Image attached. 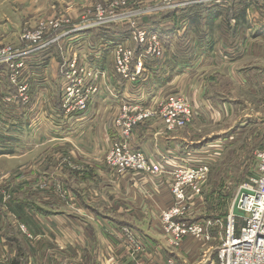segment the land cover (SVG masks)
Wrapping results in <instances>:
<instances>
[{
  "label": "rangeland",
  "instance_id": "374dc122",
  "mask_svg": "<svg viewBox=\"0 0 264 264\" xmlns=\"http://www.w3.org/2000/svg\"><path fill=\"white\" fill-rule=\"evenodd\" d=\"M90 1L91 3L88 4L83 1L79 8H72L78 14L76 16L81 18L89 15L88 21L97 22L99 17L95 18V15L103 16L105 14V19L101 22H111L108 17L112 9L107 8L110 1ZM172 1L181 2L183 0ZM100 3L105 4L103 6L106 10L103 15H99V11L95 10ZM169 4L171 3L165 0H130L119 11L120 14H123L121 16L125 19L124 21L111 25L106 24L99 28L100 30L106 29V31L114 29L113 37L122 36L123 33H118V30L122 31L126 25L124 23L129 22V18L137 22L143 16H151L160 12L165 14L170 10ZM68 8L65 0H0V21H6V25L9 22V25L11 23L12 27L18 30V34L3 32L6 37L8 36L10 42L18 43L21 38H26L23 43H30L34 32L42 28L44 30L43 40L57 43L49 50V52H55L53 55L51 54L54 56L52 60L46 64L38 65V69L42 70V75H46V70H49L47 79L37 80L34 75L26 76L25 94L28 95L26 99L22 92L23 84H25L24 77L19 79L18 87H13L14 92H1L0 94V102L13 106L18 113H22L25 122L32 126V132L36 133L35 138L38 137L33 145L18 146L16 152L0 154V213L2 212L0 216L1 218L5 217L6 221L4 230L0 229V240L1 237L11 236L13 238L18 234V242H8L9 249L7 250L11 253L14 248V252L17 254L18 249L21 250V253L23 251L27 253L28 257L32 250H42L43 254L47 255V259H41L40 264H79L78 254L65 255L60 248L52 245V242L49 244L47 241H34L36 237L33 234V237L28 236L20 227L21 224L26 227L27 225L21 222H18L20 223L18 225L14 216L9 215L7 207L15 208L18 211V205L31 202L38 206L47 205L41 208L51 210L50 201H52L55 211L52 210V215L59 218H70L71 214L81 217L83 213L87 214L86 207L91 208L92 205L96 206L105 202L101 208L113 211L114 215L115 213L123 215L121 209H127L128 212L130 206L133 205L131 200L135 199L116 197L114 192L110 193L114 198L109 197L110 194L107 192L101 195L99 190L90 193L84 192L82 194L85 196L83 199L86 203L80 208L66 186V182L60 176L61 171L69 172L68 176H72L74 171L79 174L106 169L111 171L108 172L110 177L103 176L97 182L90 175V178L86 179L85 186L93 188L97 185H107L109 182L117 188L116 184L119 181L117 178L130 179L133 184V192L139 193L143 202L142 210H139L141 209L140 205L137 208L133 205L131 210L135 214L147 212L149 223H153L150 227L154 228L153 234L155 235L149 231L152 237H148L149 242L141 238L134 230L139 227L138 225L129 226V228H133L137 246L140 248L139 251L130 254L133 264H140L142 261L140 255L144 252L143 250L147 252V249L153 250L157 247H159L161 256L164 257L160 264L169 259L174 260L176 264H221L219 251L223 245L227 218L232 208H234L236 216L242 215V211L237 209L235 200L244 191L243 187L247 183H251L253 177L251 174H255L256 169L257 152L264 150V36L251 32L250 18L247 24L239 28L240 34L238 31L236 35L226 29L222 19L213 23L209 21V18H206L201 23L186 24L190 28L188 41L192 44L196 39L195 26L210 31L213 43L210 53L204 54V52L198 51L196 58L188 67L173 70L171 64H167V61L171 60V51L165 50L162 43L163 54L160 57L155 55L154 58H148L149 64L156 60L160 61L162 65L166 63L163 67L168 79L165 81V85L160 86L154 78L149 81L153 72L146 64L144 65L145 72L148 74L146 77H142L140 74L137 80L133 81L130 77L127 80L121 76V72L126 68L133 73L137 72L138 59L141 58L143 50L139 44L128 41V38L119 41L127 42V45L132 46L135 51V57L131 59L128 66L119 68L113 44L109 42H105V44L94 38L86 39L81 43L80 40L86 37L83 34L79 39L76 36L73 37L72 35H78V33L73 32L70 22H64V20H74V14ZM258 10L264 13V8H258ZM0 25L3 26L1 23ZM91 40L96 42L97 49H94L95 46L90 44ZM179 40L180 38L174 41ZM31 45L30 49L37 48V46ZM93 51H97L95 54L100 55L104 60V75L100 76L96 82L98 90L91 93L92 99L89 100L87 108L83 112L76 111L72 114L65 112V121L69 122L71 126L74 125L73 127L77 130V124H80L78 122L82 118L86 117L85 121L89 119L93 122L95 117V125L99 127L101 148L94 150V153L98 151L103 153L101 158H98L99 162L96 161L97 157L92 156L86 142L78 138L82 136L81 134L68 137L67 133H63L56 136L53 134L54 132L50 131L51 127H59L55 123L61 125L64 122L56 121V119L52 122L47 117V109L49 111L53 108L56 109L59 99L62 102L65 100V89L69 84L68 69L72 58L78 55L79 64L82 60L80 56H83L87 61L91 59L95 61L98 57L94 56ZM116 79L118 80L116 81ZM84 80L87 87L93 83V78L90 76L84 77ZM9 82L11 84L10 80ZM41 82L47 83L45 90H39ZM126 82L135 84L136 87L141 86V93L145 90L144 83L148 82L150 87L147 88L152 89L157 97L151 98V105L143 106L142 110L151 112V115L133 126L128 139L131 151L143 154L148 160L149 167L136 169L132 167L133 169L120 171L118 167L109 164L108 157L112 144L119 142L120 139L117 122L126 116L122 109L123 105L133 103L128 100L125 92L120 93L124 90L122 84L124 85ZM5 85L8 86L7 81ZM48 88L50 91L49 105L44 110ZM113 90L115 91L114 95H111ZM176 96L182 97L185 102L190 104L192 113L185 122L178 121V115H176L175 128H171L165 115L169 109L167 110L165 106L170 104L171 99ZM137 99L139 98L137 97ZM107 106H115L113 113L106 112ZM57 111L58 113L61 111L59 107ZM83 113L87 115L82 116ZM130 114L131 112L128 113V115ZM133 114L138 113L133 112ZM44 116L48 120L46 118L44 120L42 118ZM110 120H113L112 123L114 122L117 137L113 142L111 140L107 142L111 145L106 148V140L102 137L101 131H103L102 127ZM152 121L160 123L157 130L153 127L155 123L153 122V124ZM142 126L146 129L141 130ZM135 130L137 133L144 134L142 139L139 138V134L135 135ZM149 131L153 134L154 139L149 140L152 148L156 146L158 140L162 139V136H179L185 142L184 150L187 151L183 156L185 158L179 161V165L171 171L164 170L161 163L153 160L152 156L156 157L155 151H152L150 155L141 145H136L138 140L144 141L145 138L148 141L146 138ZM75 132L77 131H73V133ZM0 146L2 147V145ZM156 163L159 167L152 165ZM206 164L209 166V171L202 174V180L198 182V185L202 186V191L196 193L193 191V186L185 183L186 199L181 204L185 207L184 219L199 220L204 223L206 234L209 236L206 234L182 236L175 243L172 241L173 236L170 229L172 226L164 225L162 215L163 210L178 203L172 192L175 182L178 180L174 171L182 166L200 167ZM249 176H251L250 180H248ZM170 200L173 201L171 206L158 209L159 204L163 205ZM17 211L16 213H18ZM133 215L130 214L131 217ZM153 215L157 217L156 222H152ZM83 217L87 218L85 215ZM86 221L89 222V219L87 218ZM243 224V219H240L237 224L238 231ZM27 229L29 230L28 227ZM122 229V227L119 228V231L121 232ZM17 257H19L18 254ZM19 259L22 264H29L28 260L26 261V255Z\"/></svg>",
  "mask_w": 264,
  "mask_h": 264
},
{
  "label": "crops",
  "instance_id": "0c3cea01",
  "mask_svg": "<svg viewBox=\"0 0 264 264\" xmlns=\"http://www.w3.org/2000/svg\"><path fill=\"white\" fill-rule=\"evenodd\" d=\"M86 2L91 3L90 0H65L66 5L69 7L68 9L71 11V13L74 14V20H79L80 17H77L78 15L75 10L72 8H79L80 3ZM260 2L259 4H255L250 10L249 18L251 24V32L256 35L264 36V13H261L258 8H264V0H257ZM6 21H0L1 24H3V30L10 33H16L18 34V30H16L14 27H12L11 23L10 25ZM86 36L85 38L81 39L80 42L82 43L86 39H89L90 33L83 34V36ZM82 36V37H83ZM6 37V36H5ZM10 42L8 39V36L5 38ZM77 41V40H76ZM75 41V42H76ZM79 41V40H78ZM105 43V42H104ZM116 44V43H115ZM211 46L213 45L210 44ZM115 46V45H114ZM211 46H207L204 48L202 52L204 54H209L211 50ZM100 53V52H99ZM97 55V54H96ZM98 59L94 61V63L99 66L102 69H105V63L103 58H101L100 55H97ZM101 62V63H99ZM38 62L31 61L30 64H28L29 67V73L30 75L28 77H31L34 75L37 80H46L47 74L49 73V70H46V75L41 74V69H38V66H32ZM41 70V71H39ZM193 70V69H191ZM190 70V71H191ZM31 72H33L31 74ZM167 75L165 68L161 67V71L158 73V75L154 76L152 74L150 76L149 81L154 78L155 81L158 82V85L163 86L165 83L161 85V81H159L162 77V75ZM40 76V78H37V76ZM42 75V76H41ZM8 75L3 71L0 70V94L3 93H11L14 92L13 86L10 84L8 80ZM118 79H116L117 81ZM6 81L8 82V86L5 85ZM148 81V82H149ZM121 82V80H120ZM148 82L144 83L145 90L143 92H140V87H136L135 84L126 82L124 85L122 84V87L124 88L123 91H120V93L123 94L125 92V95L128 96V100L133 103H142L144 105L150 104L151 98L157 97V94L152 91V89L147 88L150 87ZM198 85V83H195ZM47 88L46 82L39 83V90H45ZM118 91V90H117ZM116 91V92H117ZM47 96L45 99L44 107L43 109H47V106L49 105V88L47 90ZM135 94V95H134ZM106 95V94H105ZM108 96V95H107ZM137 97L140 99H137ZM113 99V98H112ZM155 101V100H154ZM120 102V101H119ZM111 105V103H110ZM115 106H107V113L108 111L110 113H113V110ZM58 106L56 109H52L49 111L47 109V117L52 122L54 119L56 121H63L64 124L59 125L58 123H55L56 126L59 127H51V132L58 136L62 135L63 133H67L68 137L72 135H78L81 134L82 136H79L78 138H81L86 144L88 145V148L92 152L93 157H97L96 161L99 162L98 158H101L102 154L101 151H98L94 153V150H97L100 147V139L98 130L99 127L95 125V117L92 122V120H86L85 118L81 119L77 124V130H75V127L71 126L69 122L66 123L64 119H62L61 115L58 114ZM112 110V111H111ZM12 113V114H11ZM82 115V116H86ZM90 117V116H89ZM99 117V116H98ZM97 117V118H98ZM45 120V116L42 117ZM47 119V118H46ZM47 119V120H48ZM113 120H110L106 125L102 127V137L106 140L105 147L109 148L111 144L107 142H113L114 139L116 140L117 133L114 126ZM154 121H152L153 123ZM155 123V124H154ZM153 127L155 130L159 127V122H154ZM113 124V125H112ZM101 126V125H100ZM7 128L8 130H5L4 128ZM32 126L28 124V122H25L24 117L22 116V113H18L13 106H8L0 102V145H2L1 149L4 150H11L12 152H16L18 146H24L26 144H35L38 137L35 138L36 133L32 132ZM146 129V127L141 128V130ZM118 130V129H117ZM137 130V129H136ZM136 136L139 134V138L142 139L144 134L142 132L137 133ZM73 131H77L73 133ZM82 131L81 133H79ZM26 134V135H25ZM24 135V136H23ZM152 133L150 131L147 134V140H138L136 142V145H141L142 148L147 150L149 154H152V151L156 152V157H153V160L161 163L162 168L164 170L171 171L174 169V167L179 165V161L183 160L184 154L187 152L184 150L185 142L180 139L179 136H172V137H166L162 136V139L157 141L156 146L152 148L151 144H149V140H154L152 137ZM67 138V137H66ZM119 139V138H118ZM136 139V138H134ZM91 142V143H89ZM187 149V148H186ZM100 153V154H99ZM150 154V155H151ZM154 154V152H153ZM72 172V171H71ZM111 172L109 170H95L92 172H82L77 174L75 171L72 172L74 175L68 176L69 172L66 173V171L60 173V176L62 179L66 182V186L68 187L69 191L72 194V197L75 199V201L79 204L80 208L83 207V204L86 203V201L83 199L85 197L82 193L84 192H91V191H101L100 194H104V192L107 193H116L115 196H123V197H130L128 199H135L131 200L133 201V205L135 208L139 207V210H142V199L139 193L133 192V184L130 179H125L122 177L121 179L117 178L118 183L115 186H112L111 184L107 185H97L92 187L85 186L86 179L90 178L89 176L94 179L95 181L99 182L103 176H109ZM75 177V178H73ZM87 177V178H86ZM117 177V176H116ZM135 190V188H134ZM109 197L114 198V196L109 195ZM90 200V199H89ZM75 202V203H76ZM52 201H50V207L51 210H43L41 207L44 206H38L35 203H23L22 209L23 213L18 215L16 211H9L10 216H14L16 219V223L21 222L25 223L27 227L29 228V231L31 234H33L36 238L34 241L42 240L47 241L49 244L52 242V245L57 246L60 248L61 252L65 255H73L78 254L79 255V264H133L132 257L130 256V249L125 241V237L121 232L119 231V228L123 226H130V225H138L139 227L137 229H134L141 238L146 239V241L149 242L148 237L152 238L149 234V231L153 234V227L150 226L153 224H150L149 214L147 212H139L136 213L131 210L133 209V205L130 206L129 211L127 212V209H121V212H123V215H114L113 211L107 210L106 208H101V206H104V204L99 205H92V209L90 207H86L87 210H85V213L81 215V217H78L76 215L71 214L70 218H59L56 217L53 214V204ZM93 204V203H92ZM173 204V201L170 200V202H166L163 205L158 206V209H163L166 207H169ZM88 206V205H87ZM15 209V208H14ZM16 210V209H15ZM54 211V210H53ZM18 212H20L18 207ZM55 212V211H54ZM156 213V211H155ZM130 214H134L132 217ZM158 214V213H156ZM8 215V213H7ZM86 216L89 219V222L86 221L87 218L83 217ZM156 218L153 215V221L156 222ZM20 223H18L19 225ZM6 225L5 217L0 216V229L4 230V227ZM157 226V224H155ZM133 229V228H132ZM144 230V231H143ZM143 231V232H141ZM155 235V234H153ZM16 239H19V235L17 234L14 236ZM145 241V242H146ZM8 242H11L9 238L1 237L0 240V264H22V261L19 259L22 258L24 255H26V261L28 260L29 264H40L41 259H47V255L43 254L44 251L42 250H32L31 253L28 254L24 251L21 253V250L17 249V254L19 257H17L16 252H13L7 249L9 244ZM45 251H48L45 249ZM14 258H13V256ZM58 256V255H57ZM60 256V255H59ZM74 256V255H73ZM141 264H160V262L164 259V257L161 256L159 247L157 249L148 250L147 252H143L141 255ZM51 256L48 258L50 261ZM49 263V262H48Z\"/></svg>",
  "mask_w": 264,
  "mask_h": 264
},
{
  "label": "built area",
  "instance_id": "2783aa9c",
  "mask_svg": "<svg viewBox=\"0 0 264 264\" xmlns=\"http://www.w3.org/2000/svg\"><path fill=\"white\" fill-rule=\"evenodd\" d=\"M109 1L107 8L112 9V11L110 10L111 12L108 19H110L111 22H101L105 19L104 12L106 10L104 7L105 4L101 3L95 10L99 11V15H104H95V18L99 17L97 22L88 21V18L90 17L89 15L82 16V19L80 18L78 22L75 20H64V22H70L73 27L72 30H74L73 32L81 34L79 32L99 28L106 24L111 25L124 21L125 19L121 16L123 14H120L119 11L124 4L130 0ZM165 1L171 3L169 4L170 9H175L191 4L214 2L216 0H183L181 2H173L172 0ZM128 21L134 27L128 41L139 44L143 50L141 51V58L138 59L136 73L131 72L128 68L124 69L122 71L123 73L120 72L123 78L129 80L130 77L134 81L137 80L140 74L142 77L148 75L145 72V60L148 58H154L153 56L155 55L160 57V55L163 54L164 46L158 34L149 33L147 29L139 27L135 21L131 20V18H129ZM3 32L5 33L3 26L0 25V70H3L8 74L12 86L15 88L20 84L19 79L24 77L25 84H23L22 92L24 99H26L28 96L25 94L27 89L26 76L30 75L26 59L29 55L36 52V50L43 49L52 42H46L43 40L44 30L42 28L34 32L33 37L30 39V43L28 42L27 44L23 43L26 38H21L22 41L20 40L18 43L5 41L6 37ZM30 44H32L31 46H37V48L30 49ZM114 49L115 59L119 68L128 66L131 59L135 57L134 49L132 46L129 47L127 42H118V44H115ZM80 58L82 59L81 64H79L78 55H75L72 58V63L69 65V84L65 89V100L63 104L64 114L65 112L66 114H72L76 111L83 112V110L87 108L89 100L92 99L91 93L98 90L96 82L100 76L104 75V69L97 66L93 61H87L83 56H80ZM86 76L93 78V83L88 85V87L84 82V77ZM112 92L111 95H114L115 91L113 90ZM148 105H151V102ZM143 106L146 107V105L142 103H128L123 105L122 109L125 111L126 116L117 122V125L119 126L118 129L120 130V139L118 140L119 142L112 144L113 147L111 146V153L108 157L109 164L118 167L120 171H127L132 167L134 169L149 167L148 160L143 154L131 151L128 140L131 136L133 126L151 115V112L147 110L145 112L142 110ZM165 107L167 110L169 109L165 112V115L171 128H175L177 120L185 122V120H187L186 118L192 113L190 104L185 102L182 97L179 98L176 96L172 98L171 103ZM129 112H131L130 115H128ZM133 112H137L138 114H133ZM82 115H85V113ZM176 115H178L177 120L175 118ZM256 157V169L255 174L251 178V183H247L243 187L244 191L241 192L239 197L235 200V203L237 202V209L242 211V215L236 216L234 208H232L227 218L223 245L219 251L221 264H264V150L257 152ZM152 165L159 167L158 163ZM208 171L209 166L207 164L200 167L182 166L174 171V173L177 174L178 180H176L172 192L176 196L178 203L163 210L162 215L164 225L167 224L172 226L170 227L173 236L172 241L175 243H177L182 236H201L206 234V226L204 223L201 221L191 222L184 219L185 214L183 215V213L185 207L181 203L186 199L185 183L186 185L189 184L193 186V191L196 193L201 192L202 186L198 185V182L202 180L201 175ZM240 219H243L244 224L238 231L237 224ZM20 227L23 232L28 234V236L33 237L25 225L21 224ZM122 228L121 234L125 237L130 253L132 254L139 251L140 248L137 246V238L134 231L129 227ZM161 264H176V262L169 259Z\"/></svg>",
  "mask_w": 264,
  "mask_h": 264
},
{
  "label": "trees",
  "instance_id": "16d2710c",
  "mask_svg": "<svg viewBox=\"0 0 264 264\" xmlns=\"http://www.w3.org/2000/svg\"><path fill=\"white\" fill-rule=\"evenodd\" d=\"M256 3L260 5V2L257 0H216L214 2L191 4L185 7L170 9L165 14L160 12L151 16H143L142 18L137 20L136 24L139 27L147 29L151 34H158L165 46V50L171 51V60H168L167 64H171V68L175 70L177 68L188 67L196 58L195 56L198 54V51L202 53L204 48H206L207 46H211L210 44H212L210 31H206L204 28L199 26L194 27L196 31L195 43L192 44L191 42H189L188 38L190 28L187 27L186 24L201 23V21L206 18H209V21L213 23L216 20L222 19L223 23H225L226 29H228L229 32L231 30L232 33L236 35L239 31V28L248 23L250 10H252L253 6ZM124 24L126 25L123 27L122 31L118 30V33H123V35L119 37H113V33L115 32L114 29L106 31V29L100 30V28H94L79 33H90L89 39L94 38L96 41L109 42L114 46L116 42L129 38V36L133 32L134 27L130 22H126ZM78 35L74 34L72 36H76L77 39H79L81 36ZM178 38H180L179 41H174ZM56 44V42L50 43L43 49H40L29 55L26 59L27 64H30L31 61L35 60L36 62H38L32 65L35 67L41 65L42 63L46 64L47 62L51 61L54 57L51 56V54L53 55L55 52H49V50L52 47H55ZM90 44L95 46L94 49H97L95 41L91 40ZM95 52L97 51H93L94 56L96 55ZM148 60L149 59H146L145 64L150 70H152L154 76H157L161 71V67L166 65V63L162 65L158 60L154 61L152 64H149ZM90 61L94 60L91 59ZM167 79L168 75L164 74L159 81H161V83L163 84ZM63 104L64 101L62 102L61 99H59L58 103H56V105L61 110L58 114L61 115L62 119L65 120ZM2 128L8 130L5 127ZM2 153H12V151L1 149L0 146V154ZM253 175L254 173L251 174V176ZM251 176L248 177V180H250ZM18 207L19 210H21L20 212L11 207H7V209L9 211H17L18 213L22 214V204L18 205ZM189 221L194 222L195 220ZM7 238H9L13 243L18 242L14 237L11 238V236H7Z\"/></svg>",
  "mask_w": 264,
  "mask_h": 264
}]
</instances>
